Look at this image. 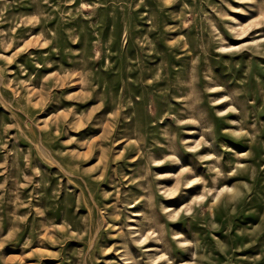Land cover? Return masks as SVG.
I'll list each match as a JSON object with an SVG mask.
<instances>
[{
    "label": "rangeland",
    "instance_id": "rangeland-1",
    "mask_svg": "<svg viewBox=\"0 0 264 264\" xmlns=\"http://www.w3.org/2000/svg\"><path fill=\"white\" fill-rule=\"evenodd\" d=\"M0 264H264V0H0Z\"/></svg>",
    "mask_w": 264,
    "mask_h": 264
}]
</instances>
